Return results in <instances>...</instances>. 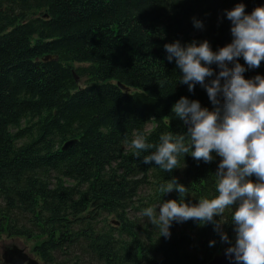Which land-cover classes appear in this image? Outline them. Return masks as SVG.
I'll return each instance as SVG.
<instances>
[{
  "label": "trees",
  "instance_id": "1",
  "mask_svg": "<svg viewBox=\"0 0 264 264\" xmlns=\"http://www.w3.org/2000/svg\"><path fill=\"white\" fill-rule=\"evenodd\" d=\"M239 2L0 0V236L30 241L44 264H209L221 255L213 225L174 222L165 238L143 215L180 198L159 191L173 178L189 188V204L214 196L221 158L186 155L169 173L143 163L148 153L137 157L131 140L186 131L172 114L182 96L211 107L200 85H177L164 45H226L231 24L220 17ZM242 2L249 13L264 5ZM257 74L264 61L245 75Z\"/></svg>",
  "mask_w": 264,
  "mask_h": 264
},
{
  "label": "clouds",
  "instance_id": "2",
  "mask_svg": "<svg viewBox=\"0 0 264 264\" xmlns=\"http://www.w3.org/2000/svg\"><path fill=\"white\" fill-rule=\"evenodd\" d=\"M246 7L241 0L223 11L220 22L225 17L230 21L232 36L224 46L214 49L208 39L186 43L177 39L164 45L168 62L178 70L177 85H186L189 92L200 85L211 107L182 96L172 114L186 131H162L155 142L142 131L131 145L137 157L148 153L143 163L154 162L169 173L184 166L186 155L205 163L221 158L212 174L214 196H200L198 203L189 204L185 201L189 188L173 178L159 191L163 196L175 190L180 198L160 200L155 207L144 208L143 215L165 238L171 237L174 222L211 224L219 242L227 245L229 264H264V74L245 75L264 61V5L250 13ZM193 24L198 30L205 27L196 17ZM216 244L213 239L209 246Z\"/></svg>",
  "mask_w": 264,
  "mask_h": 264
},
{
  "label": "water",
  "instance_id": "3",
  "mask_svg": "<svg viewBox=\"0 0 264 264\" xmlns=\"http://www.w3.org/2000/svg\"><path fill=\"white\" fill-rule=\"evenodd\" d=\"M122 89L127 90L125 87L121 86ZM74 142L66 144L64 150L70 148ZM6 261L9 264H39L37 261L29 258L23 251L14 249L6 257ZM209 264H229L224 252L221 255L216 256Z\"/></svg>",
  "mask_w": 264,
  "mask_h": 264
},
{
  "label": "rangeland",
  "instance_id": "4",
  "mask_svg": "<svg viewBox=\"0 0 264 264\" xmlns=\"http://www.w3.org/2000/svg\"><path fill=\"white\" fill-rule=\"evenodd\" d=\"M150 129V128H149ZM10 236H7L5 233H3L0 236V257L1 253L3 251H11L14 249H18L23 251L25 254H27L31 259L35 258V255H33V244L30 243V241L26 240V239H15V241H11V239H9ZM1 262L3 263V258H1ZM0 262V264H1Z\"/></svg>",
  "mask_w": 264,
  "mask_h": 264
},
{
  "label": "bare ground",
  "instance_id": "5",
  "mask_svg": "<svg viewBox=\"0 0 264 264\" xmlns=\"http://www.w3.org/2000/svg\"><path fill=\"white\" fill-rule=\"evenodd\" d=\"M11 241H15V239H11Z\"/></svg>",
  "mask_w": 264,
  "mask_h": 264
},
{
  "label": "flooded vegetation",
  "instance_id": "6",
  "mask_svg": "<svg viewBox=\"0 0 264 264\" xmlns=\"http://www.w3.org/2000/svg\"><path fill=\"white\" fill-rule=\"evenodd\" d=\"M7 264V263H6Z\"/></svg>",
  "mask_w": 264,
  "mask_h": 264
}]
</instances>
